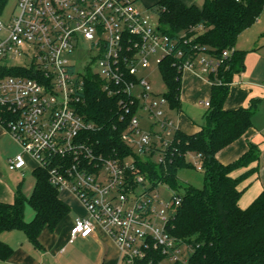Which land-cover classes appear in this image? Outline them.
<instances>
[{"label": "built area", "instance_id": "1", "mask_svg": "<svg viewBox=\"0 0 264 264\" xmlns=\"http://www.w3.org/2000/svg\"><path fill=\"white\" fill-rule=\"evenodd\" d=\"M194 39L152 28L135 0H18L14 18L0 21V127L23 149L8 169L23 172L29 158L52 186L78 198L88 217L72 227L71 242L91 236L98 225L116 243L122 264H187L188 254L168 230L181 196L168 189L167 203L153 193L157 188L137 173L134 157L98 154L90 136L96 125L80 107L93 77L118 103L122 142L138 155L150 152L155 141L161 149L157 161L164 163L178 128L164 109L165 95L156 98L137 73L151 56L159 67L170 58L182 75L188 71L213 83L210 76L229 53L216 57L193 45ZM84 44L91 56L79 71L72 57ZM12 69L14 74H5ZM145 115L152 122L148 131L140 127ZM196 166L202 171L198 161ZM143 185V194L136 195ZM156 253L164 260L156 262Z\"/></svg>", "mask_w": 264, "mask_h": 264}, {"label": "trees", "instance_id": "2", "mask_svg": "<svg viewBox=\"0 0 264 264\" xmlns=\"http://www.w3.org/2000/svg\"><path fill=\"white\" fill-rule=\"evenodd\" d=\"M7 1L0 0V14ZM150 9L156 10L159 29L165 34L174 37L185 33L195 38L193 45L219 58L224 52L229 53L218 74L210 76L214 82L204 124L192 135L176 131L164 163L151 158L143 160L121 140L125 124L120 123L116 99L108 97L90 77L80 110L88 122L96 125L95 132L90 134L91 143L98 154L109 158L134 157L137 173L152 183L153 189L164 185L181 196L182 202L170 219L168 230L188 254L187 264H264V191L247 209L239 206L243 195L239 185L255 173L256 168L239 177L233 176L235 171L259 161L257 147L251 146L231 164H222L217 159L221 150L253 127L256 103L248 108L226 110L225 102L231 83L245 70L246 53L237 48L238 38L264 13V0H205L201 8L187 6L181 0H157ZM159 69L167 86L165 97L169 108L179 111L182 73L170 58L164 60ZM14 72L12 69L5 74ZM160 151L154 141L151 157L160 155ZM189 156L202 165L204 186L188 185L180 194L179 171L194 168ZM33 175L35 187L30 198L19 189L12 203L0 202V235L21 231L34 247L40 248L42 231L45 228L54 231L70 208L60 199L59 190L50 184L46 171L36 169ZM27 204L35 213L31 222L25 220ZM12 255L13 249L0 240V260L7 261ZM161 260H164L162 254L156 253L155 261Z\"/></svg>", "mask_w": 264, "mask_h": 264}, {"label": "crops", "instance_id": "3", "mask_svg": "<svg viewBox=\"0 0 264 264\" xmlns=\"http://www.w3.org/2000/svg\"><path fill=\"white\" fill-rule=\"evenodd\" d=\"M144 1L147 2V0ZM181 1L187 6L196 5L200 8L203 6H199L195 0ZM256 35L258 36L253 37L247 44L244 41L240 43V36L238 38L237 48L246 53L245 70L238 77V83L231 86L229 97L225 102L226 110L248 108L252 103H256L257 110L253 116V127L242 138L217 154V159L227 165L241 158L250 150L251 146L257 147L259 161L248 168L239 169L233 173L234 177H239L249 169L256 168L255 173L239 185V189L243 190L239 201L241 209H247L264 191V28L257 31ZM211 90L212 83L207 79L188 71L184 72L181 106L183 103L186 110L190 112L195 106L205 105L206 112ZM181 106L179 111H176L179 119L182 118ZM169 116L174 119L172 114ZM202 126L185 117L183 126L177 125V128L192 135L197 133ZM9 137L8 132L0 127V142ZM30 162L32 160L29 159V166H32L33 162ZM33 167L35 168V165ZM17 173L24 174V171ZM18 181L19 179L14 176H5L0 168V202L12 203L19 189L25 197L30 198L31 189L24 193L23 183L20 184ZM34 187L35 181L33 190ZM59 197L69 206L70 212L54 231H50L48 228L42 231L39 238L41 247H34L21 231L2 233L0 240L13 249V255L7 261L0 260V264H122L121 252L116 243L98 225L95 226V231L91 236L79 237L71 242L72 227L79 219L87 218L88 212L78 198L69 191L60 192ZM33 218L25 211L27 222H31Z\"/></svg>", "mask_w": 264, "mask_h": 264}, {"label": "rangeland", "instance_id": "4", "mask_svg": "<svg viewBox=\"0 0 264 264\" xmlns=\"http://www.w3.org/2000/svg\"><path fill=\"white\" fill-rule=\"evenodd\" d=\"M197 1L199 6H202L204 4L205 0H195ZM148 4V6H147ZM156 4V0H147L145 2L144 0H138L137 1V9L144 17H148L150 19V25L152 28H158L159 27V18L158 14L155 9H150V7H153ZM18 13V0H8L6 5L4 6V9L2 13L0 14V21L3 24H8L14 16ZM264 28V13L260 17L258 23H255L250 28L245 30V32H242V35L240 36V43L244 41V43H249L253 37L258 36L257 31ZM91 56L90 52V46L88 44L82 45V49L79 52H76L75 55L72 57V61L76 63L77 70L83 71V67L89 62ZM71 60V58H70ZM155 57H150L149 62L150 65L148 67H140L139 71L137 73V77L139 78H145L147 79L152 87V93L156 98H159L167 93V86L164 82V79L162 77V74L160 72L158 64L155 62ZM239 76H236L234 79V83H238L237 79ZM205 102V101H204ZM191 106H194L192 104H188ZM187 107V103H186ZM167 114H172V116L175 119L176 126L181 125L183 126V122L185 120V117L189 118L192 122L194 121L197 125H203L204 119L203 114L206 110L205 105H199V107H193L190 112H188L185 108V105L181 106L182 111V118H178V112L171 111L168 105L164 107ZM152 122L149 121L148 117L145 115L144 117L140 118V127L144 131L150 130V125ZM154 130L158 131V128H155ZM174 136V131L172 132V139ZM23 151L22 147L17 144L13 138L10 137L8 139H4L2 142H0V168L2 172L5 174V176H14L19 179V183H23L22 187L25 191H28V189H31L30 194H32L33 186H34V175L33 172L35 168L33 167L34 164L32 162L31 165L26 170H24V174L17 173V172H11L8 169V160L11 158H14L16 155L20 154ZM142 159H152L153 161H157L158 155H155L151 157V151L147 152V154H138ZM189 161L192 163L194 168H188L183 169L179 171V181L182 185V189H180V194L184 193V189L186 186L191 185L196 188H202L204 186V175L202 171L197 170L196 166V160L193 156H189ZM29 161V158H28ZM23 176V177H20ZM146 186H149L148 183L145 184ZM144 185L139 186L135 189V194L140 196L144 192ZM64 191V190H62ZM60 191V192H62ZM153 193L158 194V196L162 199H164L167 203L171 202L172 200V192L168 190V188L164 185L158 186L157 189ZM27 194V195H30ZM31 196V195H30ZM132 203V202H131ZM26 214H30L31 217H34V211L30 205H26ZM32 219V218H30ZM32 221V220H31ZM168 264V263H166Z\"/></svg>", "mask_w": 264, "mask_h": 264}]
</instances>
